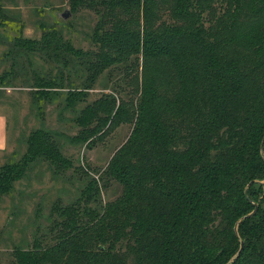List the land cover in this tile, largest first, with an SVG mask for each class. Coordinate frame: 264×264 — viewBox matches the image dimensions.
<instances>
[{
    "label": "trees",
    "instance_id": "trees-1",
    "mask_svg": "<svg viewBox=\"0 0 264 264\" xmlns=\"http://www.w3.org/2000/svg\"><path fill=\"white\" fill-rule=\"evenodd\" d=\"M213 1L173 0L170 12L189 26L136 32L121 21L103 29L99 21L92 51L74 47L55 24L42 26L40 39L25 37L20 15L0 6V43L7 45L2 59L8 62L0 88L30 81L39 113L44 101L54 103L63 92L62 110L75 111L101 73L118 66L128 75L139 57L171 63L177 82V92L166 98L152 83L140 91L131 134L105 169L122 194L99 213L88 210V221L73 206L62 209L59 223L67 232L60 240L16 248L11 264H264V0H231L226 15L205 26L204 5ZM156 2L101 1L110 9H141L146 18L155 16ZM221 31L224 40L216 42L214 33ZM224 43L252 57L248 72L220 50ZM112 105L96 99L80 109L79 123L100 119L93 115L98 110L104 120L79 137L98 135ZM123 112L118 107L110 119ZM173 114L180 119L169 125ZM26 143L24 156L0 171L2 194L38 157L63 166L50 130L34 129ZM92 237L96 247L89 245Z\"/></svg>",
    "mask_w": 264,
    "mask_h": 264
},
{
    "label": "rangeland",
    "instance_id": "rangeland-1",
    "mask_svg": "<svg viewBox=\"0 0 264 264\" xmlns=\"http://www.w3.org/2000/svg\"><path fill=\"white\" fill-rule=\"evenodd\" d=\"M101 1L99 4L98 0H91L90 4V0H83L76 4L78 0H0V6L20 15L24 25L23 36L40 39L42 26L50 29L55 24L74 47L88 51L96 48L91 34L97 29L95 27L99 21L103 29H113L112 22L121 21L126 24V29L136 32L146 26L158 28L160 24L189 26L188 22L170 12L173 0H158L152 10L155 14L152 18L144 17L141 9H110ZM204 7V24L208 26L219 16H225L226 8L231 9L233 5L231 0H215L211 6ZM64 11L70 14L66 19L61 17ZM240 17L242 20L247 18L245 9ZM251 17L248 11V20ZM222 33H214L216 42L224 40V37L221 38ZM236 48L224 43L220 50L235 57L241 71L246 73L252 67V57ZM6 50L7 45L0 43V73L8 67V62L2 59ZM126 59L134 61L132 56ZM136 62L137 65L128 75H123L124 71L118 66L101 73L92 88L85 92V102L77 104L75 111L62 110L65 104L63 92L60 100L54 103L44 101V110L39 113L40 105L37 104L40 103H37L32 93L34 90L30 81L17 79L13 86L0 88V171L3 166L15 164L24 156L26 140L30 132L38 128L48 129L53 133L59 154L65 160L63 166H59L42 157L34 159L20 177L12 182L11 191L7 194L0 193L1 264H11L12 252L16 248H43L57 243L63 233L67 232L64 225L59 223L64 218L60 214L62 209L73 206L79 211V217L87 220L88 210L99 213L100 206L113 202L122 194V185L111 179L105 169L131 134L137 101L144 83H152L163 98L177 92L171 63L144 60L141 57ZM36 64L42 65L44 69L49 66L40 60ZM248 82L251 85L252 82ZM96 99H107L110 105L114 104L110 118L115 115L118 107L124 112L117 121L109 118L98 135L84 139L79 137L80 131L100 125L104 120L102 110L93 114L101 117L100 119L89 117L83 124L76 121L75 117H78L80 109ZM177 116L178 114H173V119H168V124L179 121L180 117ZM89 245L96 247L94 239Z\"/></svg>",
    "mask_w": 264,
    "mask_h": 264
},
{
    "label": "water",
    "instance_id": "water-1",
    "mask_svg": "<svg viewBox=\"0 0 264 264\" xmlns=\"http://www.w3.org/2000/svg\"><path fill=\"white\" fill-rule=\"evenodd\" d=\"M69 15H70V14H69L68 11H64L63 13H61V17H62L63 19H66ZM263 143H264V139H263L262 142H261V147H263ZM256 210H257V205L255 204V208H254L253 211L250 212L248 215H249V216H250V215H253V214L256 212ZM241 248H242V242H241L240 249H241ZM240 249H239V251H240ZM239 251H238L237 254H239Z\"/></svg>",
    "mask_w": 264,
    "mask_h": 264
}]
</instances>
